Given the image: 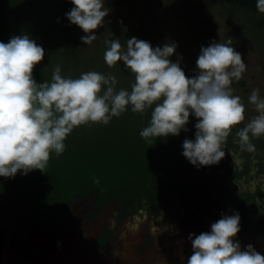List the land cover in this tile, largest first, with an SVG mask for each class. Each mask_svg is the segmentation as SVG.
<instances>
[{"label": "clouds", "instance_id": "obj_1", "mask_svg": "<svg viewBox=\"0 0 264 264\" xmlns=\"http://www.w3.org/2000/svg\"><path fill=\"white\" fill-rule=\"evenodd\" d=\"M71 2L74 7L65 15L86 33L81 40L91 44L110 13L106 0ZM256 8L264 13V0H256ZM108 45L105 63L123 61L135 77L130 90L117 89L111 73L90 70L73 78L62 75L58 65L51 80L38 83L33 71L45 58L43 46L26 33L0 41V177L44 171L53 153L65 151L76 128L108 125L129 110L140 114L151 110L140 131L149 142L188 131L190 117L195 116V138L183 141L182 154L197 168L225 157L224 144L234 129L240 147L255 151L252 139L264 136V96L258 88L251 91L248 101L257 115L247 118V106L233 87L247 65L231 40L202 46L191 77L171 59L176 42L153 47L133 36L124 44L112 39ZM240 225L236 211L222 214L210 231L190 234L193 251L186 264H264V255L253 245L242 247L236 239Z\"/></svg>", "mask_w": 264, "mask_h": 264}, {"label": "rangeland", "instance_id": "obj_2", "mask_svg": "<svg viewBox=\"0 0 264 264\" xmlns=\"http://www.w3.org/2000/svg\"><path fill=\"white\" fill-rule=\"evenodd\" d=\"M4 1L9 3L11 0ZM12 1L20 5L23 17L32 9H45L36 2L34 4L35 0ZM202 4V13L197 17L185 0H106L110 13L104 25L95 30L97 38L91 44L81 41L83 49L78 59L81 70L78 75H71L62 59L55 62L61 68L62 75L73 78L86 71L103 72L106 69L116 76L117 89H130L135 77L123 61L114 66L105 63L104 52L112 39H120L124 44L135 36L150 42L153 47L176 42V54L171 59L174 62L178 60L189 77L195 74L196 60L202 46H208L213 41L231 40L247 65L242 79L234 81L233 87L235 94L247 106L246 117L251 118L257 115L254 106L248 101L251 91L258 88L264 96V44L248 34L249 27L245 24L250 16L247 11H235L207 0H202ZM260 15L263 17L264 13ZM32 25L28 18L21 20L22 29H35ZM38 25L37 29H51L43 22ZM84 35L86 33L83 31ZM43 48L46 54L51 51L49 45L43 44ZM50 54L53 59L56 58V53L52 51ZM230 137L233 143L229 144L226 139L223 160L237 174L229 175L226 186L218 182L222 192L215 194L216 203L220 206V210L213 209L215 218L200 214L199 208L193 203L183 205L177 193H166L156 201L143 198L133 204L118 198L99 204L97 208L94 207L95 196H83L74 200L66 213L72 221L71 230L70 226L62 231L54 230L46 221L43 227L35 231L56 235L63 232L75 236L76 240L77 237L82 240L87 235L89 241L95 242L100 229L109 226L114 231L111 241L95 248V255L86 248L89 253L87 258L81 255L74 258L80 253L72 254V261L74 259L78 264H186L187 257L193 251L189 235L210 231L211 224L220 219L222 214L238 211L241 231L236 239L242 247L251 244L264 255V136L252 139L255 145L253 152L240 147L235 129ZM10 195L4 208L7 217L14 206L22 210L18 203L12 202Z\"/></svg>", "mask_w": 264, "mask_h": 264}, {"label": "trees", "instance_id": "obj_3", "mask_svg": "<svg viewBox=\"0 0 264 264\" xmlns=\"http://www.w3.org/2000/svg\"><path fill=\"white\" fill-rule=\"evenodd\" d=\"M185 1L194 15L200 17L202 0ZM207 1L235 11H247L248 34L264 44V16L257 10L256 0ZM33 2L45 9L37 11L34 5L36 11L32 9L23 17L20 5L12 0L9 3L0 0V41L7 42L14 35L26 33L40 45L50 46L51 51L33 71L38 83L51 80L58 59L65 61L75 77L81 71L78 59L83 49V30L71 24L65 15L74 5L71 0ZM23 18H28L35 29H22ZM40 21L51 29H37ZM52 51L56 53L54 59ZM103 73L109 74V71L103 69ZM150 115L151 110L143 114L129 110L114 117L108 125L76 128L67 138L61 155L53 153L44 171L28 174L40 194V203L49 205L54 200L55 207H67L74 196L95 195L99 202L123 198L133 204L143 198L156 201L166 193H177L183 205L193 203L200 214L215 218L213 209L220 210L215 194L222 192L218 182L226 186L229 175L237 173L223 159L218 164L197 168L182 154L183 141L195 138V116L190 117L188 131H181L179 136L152 138L149 142L140 136V131L148 124ZM227 139L229 144L233 143L230 136ZM94 177L99 183L94 182ZM27 188L30 189V184Z\"/></svg>", "mask_w": 264, "mask_h": 264}, {"label": "flooded vegetation", "instance_id": "obj_4", "mask_svg": "<svg viewBox=\"0 0 264 264\" xmlns=\"http://www.w3.org/2000/svg\"><path fill=\"white\" fill-rule=\"evenodd\" d=\"M29 184L30 189L27 188ZM9 195L12 202L18 203L22 210L14 206L7 217L4 208L8 204ZM93 196L95 195L89 197ZM79 197L74 196L67 207H55L57 202L54 200L46 205L44 202L40 203V194L29 175L0 177V264H78L74 259L72 261V254L80 253L74 258L79 255L87 258L89 253L86 248L95 255V248L103 247L114 236V231L109 226L100 229L95 242L89 241L87 235L82 240L79 237L76 240L75 236L71 237V234L63 232L56 235L49 232L39 234L35 231L43 227L46 221L57 231L70 226L72 221L66 213L72 207L73 201ZM95 198V208L106 203Z\"/></svg>", "mask_w": 264, "mask_h": 264}]
</instances>
